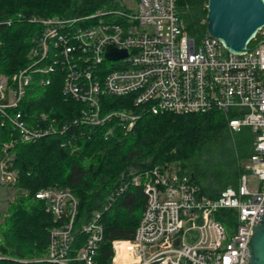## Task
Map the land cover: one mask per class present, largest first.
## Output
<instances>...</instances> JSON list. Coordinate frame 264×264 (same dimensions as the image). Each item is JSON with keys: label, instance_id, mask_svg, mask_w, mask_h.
Listing matches in <instances>:
<instances>
[{"label": "built area", "instance_id": "2783aa9c", "mask_svg": "<svg viewBox=\"0 0 264 264\" xmlns=\"http://www.w3.org/2000/svg\"><path fill=\"white\" fill-rule=\"evenodd\" d=\"M40 21L44 31L33 39L30 56L41 61L53 46L52 63L39 71L59 67L65 72L62 89L84 104L85 123L101 125L115 116L133 125L136 116L126 110L101 114L106 94L127 97L155 114L218 111L230 130L252 132V153L237 185L215 196L173 165L131 171L130 182L142 188L145 204L133 238L112 241L111 264H248L249 240L264 214V26L245 51L229 53L215 37H191L177 15L176 0H118L114 9ZM109 45L126 55L108 59ZM32 71L28 66L11 75L0 72V114L18 130L20 141L52 129L29 126L19 111L9 112L24 97ZM10 160L0 158V185L7 187L17 181ZM35 198L58 222L49 229L43 258L94 264L103 235L100 212L81 225L83 244L72 252L76 196L69 188L47 187Z\"/></svg>", "mask_w": 264, "mask_h": 264}, {"label": "trees", "instance_id": "16d2710c", "mask_svg": "<svg viewBox=\"0 0 264 264\" xmlns=\"http://www.w3.org/2000/svg\"><path fill=\"white\" fill-rule=\"evenodd\" d=\"M117 1L0 0V72L34 69L24 97L9 112L19 111L29 126L52 128L32 141H20L18 130L0 114V158L11 157L17 172L16 196L0 219V264H56L43 258L49 229L58 222L35 198L40 189L69 188L76 196L72 252L83 244L81 225L94 211L100 212L103 235L94 264H111L112 241L133 238L145 204L142 188L130 182L131 171L170 165L186 169L211 196L236 186L244 171L252 153V132L248 127L230 130L218 111L155 114L127 97L105 94L101 114L126 110L136 116L133 125L129 128L115 116L89 125L84 104L62 89L65 72L59 67L39 71L52 63L54 49L49 46L48 57L41 61L30 56L33 39L44 31L40 19L89 15L114 9ZM206 5L207 0H176L177 15L191 37L205 35Z\"/></svg>", "mask_w": 264, "mask_h": 264}, {"label": "water", "instance_id": "95a60500", "mask_svg": "<svg viewBox=\"0 0 264 264\" xmlns=\"http://www.w3.org/2000/svg\"><path fill=\"white\" fill-rule=\"evenodd\" d=\"M206 9L205 34L217 38L229 53L245 51L264 26V0H207ZM125 55L113 45L105 52L112 60ZM248 264H264V214L249 240Z\"/></svg>", "mask_w": 264, "mask_h": 264}, {"label": "rangeland", "instance_id": "374dc122", "mask_svg": "<svg viewBox=\"0 0 264 264\" xmlns=\"http://www.w3.org/2000/svg\"><path fill=\"white\" fill-rule=\"evenodd\" d=\"M127 3H131V0H125ZM135 1V0H133ZM121 8V6L118 5ZM202 183V181H200ZM16 196V190L13 187H7L0 185V219L6 214L8 204ZM114 252V251H113Z\"/></svg>", "mask_w": 264, "mask_h": 264}]
</instances>
